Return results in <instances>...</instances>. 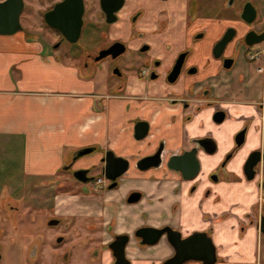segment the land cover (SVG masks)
I'll return each mask as SVG.
<instances>
[{"label":"flooded vegetation","instance_id":"af4514ba","mask_svg":"<svg viewBox=\"0 0 264 264\" xmlns=\"http://www.w3.org/2000/svg\"><path fill=\"white\" fill-rule=\"evenodd\" d=\"M0 4L6 13L0 25L14 24L16 33L37 40L49 56L82 57L79 67L91 79L104 67L106 81L101 87L106 94L100 99L114 96L124 102V121L137 144L129 156L105 149L97 157L95 147H88L91 151L84 155L79 153L86 148L71 152L58 172L68 182H38V196L0 199V264H116L124 240V257L134 264L127 257L131 247L145 250L164 237L173 248L167 231L178 232L183 240L199 233L211 239V226L186 235L170 225L147 223L119 230L122 209L149 203L147 185L159 179L174 183L175 192L182 189L183 201L197 208L221 199L222 193L232 196L231 190L222 189L230 179L254 185L262 199L264 0H0ZM209 110L211 124L232 122L233 137H222L226 145L220 153L219 141L210 132L202 134L200 115ZM161 120H166L165 127L178 122V143L160 134L161 129L154 130ZM108 151L128 163L114 179L108 178L113 169L104 170ZM155 155L158 164L149 165L146 159ZM78 171L80 179L74 176ZM129 180L135 187L123 192ZM64 189L77 193L65 195L72 202L60 205L64 199L59 191ZM43 191H49L48 198L41 197ZM140 217L145 220L147 214ZM242 217L239 231L254 226L261 243L262 202ZM153 229L163 232L148 244ZM190 261L202 264L186 262Z\"/></svg>","mask_w":264,"mask_h":264},{"label":"crops","instance_id":"0c3cea01","mask_svg":"<svg viewBox=\"0 0 264 264\" xmlns=\"http://www.w3.org/2000/svg\"><path fill=\"white\" fill-rule=\"evenodd\" d=\"M87 77L83 69L74 66L73 57H51L42 44L24 33L0 34V141L18 144L28 181L50 182L60 171L65 155L82 148L95 147L97 157L105 149L121 156L133 154L137 144L124 121V102L114 96L101 100L106 93L94 77ZM165 123L156 122L154 130L161 129L160 134L174 137L172 142L178 143V122L171 127ZM132 182H124L123 192L135 187ZM150 184L147 193L152 200L123 208L120 231L147 223L154 227L170 225L186 235L196 229L195 225L201 224L197 229L211 226L214 264H264L255 227L245 226L239 231L244 224L242 214L256 202L264 206V195L260 200L254 185L230 179L222 189L231 190L232 196L226 192V197L197 208L183 201L182 189L175 192L174 183L159 179ZM192 209L201 211L198 219L194 220ZM131 213L134 216L128 218ZM140 213L147 214L145 220ZM173 254L164 237L145 250H127L134 264H161Z\"/></svg>","mask_w":264,"mask_h":264},{"label":"rangeland","instance_id":"374dc122","mask_svg":"<svg viewBox=\"0 0 264 264\" xmlns=\"http://www.w3.org/2000/svg\"><path fill=\"white\" fill-rule=\"evenodd\" d=\"M133 58L135 57H122L121 59L122 60H132ZM81 59L82 57H76L75 59H73L75 67L79 66L78 62ZM103 68L104 67H102V69L98 68L97 74L94 77L96 79V84L98 86L100 85L102 86L104 81H106ZM111 81L112 80H109L108 82H111ZM210 115H211L210 110L207 112H203L200 115V120L203 122L202 134L210 132L213 135V137L216 138L217 141H219L218 153H220L224 150L225 145H226L225 138H222V137L224 136L233 137V134L230 133L232 130V122L230 120H226L224 123H221L219 125H213L210 123ZM67 152H70V150ZM21 156H22L21 151L18 149L17 143H14V142L8 143V142L0 141V199L5 198V197L32 198V197L38 196L35 190V185L37 184V182L36 180L28 181L29 178L23 172V159ZM57 175H58V178H56L55 176V179H52L50 181L68 182V179H64L61 176L62 173H58ZM37 181H39V179H37ZM40 181L45 182L44 180H40ZM48 192L49 191H43L41 197L48 198L49 197ZM59 192H61L60 194H62L60 198L64 199V201L60 203V205H66V203H71L72 200L66 199L65 195L77 193V189H72V190L64 189ZM222 196L226 197L227 195L225 193H222ZM73 203L77 204L76 201H74ZM191 206L192 205H190V207ZM75 208L80 209L81 211V208L77 207V205L75 206ZM88 210L89 211L87 212H90L91 209H88ZM192 211L194 212V220L198 219L201 211L199 213L193 209ZM96 212L98 211L96 210ZM196 212H197V215H195ZM200 227H201V224L195 225L196 229ZM201 230H205V229H201ZM259 255H260V259L262 263H264V240H262L261 242V249L259 251ZM194 263L196 262L190 261L184 264H194Z\"/></svg>","mask_w":264,"mask_h":264},{"label":"water","instance_id":"95a60500","mask_svg":"<svg viewBox=\"0 0 264 264\" xmlns=\"http://www.w3.org/2000/svg\"><path fill=\"white\" fill-rule=\"evenodd\" d=\"M5 14L6 13L4 12L3 4H0V17L4 16ZM17 31L18 28H16L14 24L10 25L9 27L0 25L1 35H11L16 33ZM90 151L91 148L83 149L79 153V155L87 154ZM104 160H105V167H104L105 172L108 173L110 169H113L115 171L113 175L108 177L110 179H114L115 177L123 173L128 164L126 160L119 157H115L111 151H108L106 153V157ZM146 160L151 161L149 165H157L159 161L157 155L152 156ZM79 172L81 173V171L75 172L74 176L76 178H79L77 176V173ZM86 180L87 179H81L82 182H85ZM260 229L264 236V226L262 225ZM151 232L153 236L151 237L150 240L147 241L148 244L156 242L163 231L153 229L151 230ZM167 240L175 249V254L172 258L168 259L163 264H182L188 260H195L201 262L202 264H214L216 262L215 247L212 244L210 237H208L204 233H199L192 236L191 238L183 240L180 238V234L178 232L167 231ZM124 243L125 240L123 241V244L121 245V248L117 253L116 264H130L129 261L124 257V249H123Z\"/></svg>","mask_w":264,"mask_h":264}]
</instances>
